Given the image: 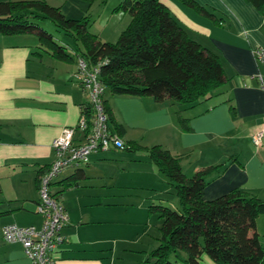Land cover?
Segmentation results:
<instances>
[{"label":"crops","instance_id":"crops-1","mask_svg":"<svg viewBox=\"0 0 264 264\" xmlns=\"http://www.w3.org/2000/svg\"><path fill=\"white\" fill-rule=\"evenodd\" d=\"M162 1L192 38L220 55L226 81L195 105L159 102L152 96L105 95L123 129L121 136L127 143L136 142V148L93 152L89 162L78 167L87 178L92 174L86 168L104 171L113 165L125 173L135 166L147 182L142 184L156 191L155 180L161 176L147 148L160 144L180 157L187 175L216 166L207 176L206 199L235 188L264 199V146H256L252 139L264 125V82L259 79L262 75L264 80V61L258 63L254 56L256 48L264 47V8L246 0H195L213 10L216 18L183 0ZM34 39L29 34L0 33V182L1 193L7 192L1 196L0 211L8 212L1 218V229L9 223L42 225L43 217L36 210L40 176L55 159L53 141L63 127L78 123L88 101L76 77L78 58L53 56ZM78 167L61 172L52 187L69 214L58 264H152L150 253L158 246L160 234L153 242L141 233L133 235V219L120 225L117 219L93 217L85 208L65 204L70 189H84L82 178L63 190L61 181ZM6 178L13 190L3 183ZM165 183V191H171L172 184ZM257 227L262 238L264 214L258 217ZM202 262L218 264L208 254H203ZM0 264H29L23 244L6 241L2 232Z\"/></svg>","mask_w":264,"mask_h":264},{"label":"trees","instance_id":"trees-1","mask_svg":"<svg viewBox=\"0 0 264 264\" xmlns=\"http://www.w3.org/2000/svg\"><path fill=\"white\" fill-rule=\"evenodd\" d=\"M183 1L217 18L213 10L195 0ZM246 1L264 8V0ZM115 9L131 15L115 42L104 41L90 31L86 16L69 18L60 6L46 0L0 1V33H32L40 49L72 59L67 43L56 40L53 33L37 22L51 20L58 31L72 38L77 58L82 57L90 68L99 67L105 94L109 89L117 95L152 96L159 102L174 100L195 105L226 81L220 55L192 38L164 1L122 0ZM104 105L109 127L121 136L123 129L115 121L106 98ZM90 108L88 100L82 112L90 114ZM135 143L126 142L124 149H135ZM147 153L179 199V209L162 203L149 206L162 220L159 244L150 253L152 264H203V254L218 264H264V247L257 227L258 217L264 214V199L240 188L206 199L207 176L216 166L202 167L187 175L180 157L162 145L147 148ZM84 177V169L78 167L61 181L63 190L77 185ZM7 213L0 211V221Z\"/></svg>","mask_w":264,"mask_h":264},{"label":"rangeland","instance_id":"rangeland-1","mask_svg":"<svg viewBox=\"0 0 264 264\" xmlns=\"http://www.w3.org/2000/svg\"><path fill=\"white\" fill-rule=\"evenodd\" d=\"M46 1L51 5L60 6L63 13L69 18H81L86 16L89 20L90 31L98 34L104 41H117L120 33L127 27L131 19L129 13L115 9L122 0ZM37 22L40 26L53 33L56 40H59L61 43L62 41L67 43V50L72 55V58L75 59L77 57L72 48H70L75 46L71 37L58 31L51 20L38 19ZM29 35L34 36V40L38 41L36 35L32 33H29ZM105 95L110 97L113 94L107 89ZM86 169L88 173L92 175L81 180L84 189H70L64 196L65 204L67 206L70 205L73 208H85V210L89 211L90 215L93 217H108L113 219V221L114 219H117V222L120 225H124L123 223L127 220L133 219V221L136 222L135 228H131L133 235L141 233L142 237H147L155 242V235L160 234L162 220L158 213L150 211L147 204L148 201H150V204L162 202V204L173 209H179V199L176 195V191L172 187L170 189L171 191H165V181L167 184H169L170 181L159 167H157L156 170L161 177L155 180V183L158 186V190L156 191H152L149 186L142 184L147 182L141 179L139 169L135 166H131V168L127 169L125 173H120L119 169L113 165L106 166L104 171L100 168L93 171L90 170V168ZM71 171H74L72 166L65 169L60 175L70 173ZM146 172H148V170H146ZM111 175H113V179L111 178ZM8 178H6L3 183L6 182L10 185L9 188L12 189V183ZM164 178H166V180ZM6 193L7 192H0V199L1 196H5ZM9 193V195H14L13 193L15 192L9 191ZM13 201H19V199L14 198ZM111 223L113 222L108 224ZM145 228L148 234L145 233ZM1 232L2 229L0 228V233ZM261 239L264 247V236H262Z\"/></svg>","mask_w":264,"mask_h":264},{"label":"built area","instance_id":"built-area-1","mask_svg":"<svg viewBox=\"0 0 264 264\" xmlns=\"http://www.w3.org/2000/svg\"><path fill=\"white\" fill-rule=\"evenodd\" d=\"M256 62L264 61V47L254 51ZM77 80L88 94L90 114L82 112L75 125L63 127L53 141L55 159L42 172L39 179L37 212L43 223L21 226L9 223L2 227V237L9 242H21L29 258V264H58L57 251L65 241L63 227L69 221V214L61 199L52 190L58 175L68 167L87 164L93 152L112 147L124 149L126 141L109 127V118L104 105L105 87L99 78V67L90 68L78 57ZM263 84L262 75H259ZM256 146H264V125L252 135Z\"/></svg>","mask_w":264,"mask_h":264}]
</instances>
